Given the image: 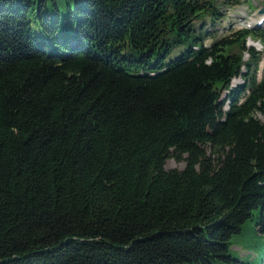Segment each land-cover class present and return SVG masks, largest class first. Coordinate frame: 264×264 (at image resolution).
Returning a JSON list of instances; mask_svg holds the SVG:
<instances>
[{"label":"trees","instance_id":"1","mask_svg":"<svg viewBox=\"0 0 264 264\" xmlns=\"http://www.w3.org/2000/svg\"><path fill=\"white\" fill-rule=\"evenodd\" d=\"M52 2L0 0V264H264L229 254L264 232V31L211 32L237 0Z\"/></svg>","mask_w":264,"mask_h":264},{"label":"rangeland","instance_id":"2","mask_svg":"<svg viewBox=\"0 0 264 264\" xmlns=\"http://www.w3.org/2000/svg\"><path fill=\"white\" fill-rule=\"evenodd\" d=\"M221 2L223 0H220ZM238 2L232 6H226L222 8L223 20L217 22V27L211 31L213 34L217 33L220 38L226 36L231 32L245 28L248 25L254 32L259 33V30L264 31V26L255 28V22L259 20L260 14L258 11L264 7V0H237ZM74 0H56V7L61 17H67V6L73 7ZM47 6L52 12L55 11V6L52 0H47ZM249 23V24H248ZM248 24V25H247ZM209 27V25H207ZM33 28L36 29V24H33ZM217 29V31H215ZM255 42L256 40H251ZM250 44V40H247L246 45ZM258 50L257 48H255ZM248 56H244V60H247ZM263 67L261 71L257 72V80L264 78ZM241 83V79H235L233 85ZM258 118L264 123V118L258 115ZM185 166L184 162H176L173 159H167L165 161L164 168L166 170L178 169L181 170ZM258 212L254 211L253 218L247 220L242 225L239 234L233 235L230 239L229 254L243 262H249L253 259L258 261L263 257L264 252V232H261L260 219L257 218Z\"/></svg>","mask_w":264,"mask_h":264},{"label":"water","instance_id":"3","mask_svg":"<svg viewBox=\"0 0 264 264\" xmlns=\"http://www.w3.org/2000/svg\"><path fill=\"white\" fill-rule=\"evenodd\" d=\"M263 13H264V7L261 10H259V14H263ZM250 46L251 47H256L258 49H261L262 48V46L258 42H255L253 44L251 43Z\"/></svg>","mask_w":264,"mask_h":264}]
</instances>
